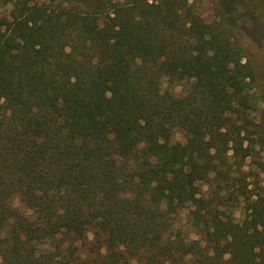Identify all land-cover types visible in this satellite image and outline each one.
Segmentation results:
<instances>
[{"label":"trees","instance_id":"trees-1","mask_svg":"<svg viewBox=\"0 0 264 264\" xmlns=\"http://www.w3.org/2000/svg\"><path fill=\"white\" fill-rule=\"evenodd\" d=\"M217 16L0 0V264H264V63Z\"/></svg>","mask_w":264,"mask_h":264},{"label":"rangeland","instance_id":"rangeland-1","mask_svg":"<svg viewBox=\"0 0 264 264\" xmlns=\"http://www.w3.org/2000/svg\"><path fill=\"white\" fill-rule=\"evenodd\" d=\"M93 5H101L105 0H84ZM194 10L207 22H211L218 18V12H222L225 16L235 24L238 28L248 49L249 57L253 62L264 63V32L257 26L255 19L244 8L241 0H192ZM103 24V19H99V23L95 27V32H98ZM260 79L264 81V72L260 71ZM254 128V127H253ZM253 138H257L256 130L252 131ZM250 134V135H251ZM248 141H245L246 146ZM264 155V150L262 152ZM263 179V178H262ZM250 188L256 187L255 177L249 178ZM264 183V182H263ZM40 194L59 195L63 193V187L49 186L46 183H40L37 187ZM256 191L257 188L255 189ZM92 233H88V240H92Z\"/></svg>","mask_w":264,"mask_h":264}]
</instances>
